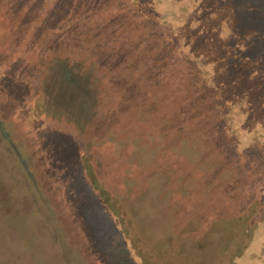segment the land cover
Instances as JSON below:
<instances>
[{"label":"rangeland","instance_id":"1","mask_svg":"<svg viewBox=\"0 0 264 264\" xmlns=\"http://www.w3.org/2000/svg\"><path fill=\"white\" fill-rule=\"evenodd\" d=\"M41 1L0 0V264H264V0H171L226 102L217 128L214 89L205 110L196 96L206 122L183 131L149 105L174 93L154 29L59 41Z\"/></svg>","mask_w":264,"mask_h":264},{"label":"trees","instance_id":"2","mask_svg":"<svg viewBox=\"0 0 264 264\" xmlns=\"http://www.w3.org/2000/svg\"><path fill=\"white\" fill-rule=\"evenodd\" d=\"M45 1L39 2L38 6L35 4L37 6L36 12L38 15H46V19L49 18L51 20L50 26L57 33V36H61L59 41L63 40L67 42L72 39L70 37L73 34L74 38L79 39L81 35H85L90 31H98L99 33L101 29L106 30L107 26L108 29L120 30L127 19L131 21L132 16L136 15V18L140 21L139 25L144 29L147 27L154 29L150 33L153 43L150 46L153 47L151 54L155 56V61L157 64H160V68L161 63L164 65L166 69V74L164 75L166 77L165 81H167L166 86L172 87L171 90L174 91L173 94L164 95L165 97L160 101H152V93L148 92V99H150V102L152 101L149 105L161 116L160 123L171 126V120H177L182 127H180L181 129L178 128L183 131V127L185 128L186 126L184 124H188L189 122H193L196 125L206 122V113L201 112L199 115L193 113L195 105L199 102L196 96L200 95V103L197 106L205 110L209 108V103L206 102L209 100L206 99L207 95H210L214 87L221 90L222 85L213 80L208 74L207 69L200 64L198 56L193 51L195 45L191 44L190 36L187 38L185 34V31L187 32L193 22L191 20L193 19L192 16L188 21H184L185 23L183 24L176 25V22L173 20L177 8L175 7L176 2L179 0H176V2L171 0H51L48 5H43L42 3ZM10 5L13 8L15 7L14 2ZM187 5L190 6L189 1L184 2L181 7H186ZM201 6V4H198L195 10L199 11ZM61 18L64 19L62 23L59 22ZM137 33L139 34V29H133V36L135 34L137 36ZM119 34H115V37H119ZM139 36L142 39L144 35L140 33ZM194 43L197 44V41H194ZM166 59L171 61L165 64ZM165 65H168L167 67L169 68L174 67V71L172 69L169 70ZM180 65H182L181 69L183 72L179 74H182V76L176 73L178 78H175L174 72H179L175 71V69ZM183 74L186 76L185 79ZM216 83L217 85H215ZM214 91L216 94L214 100L216 101L213 103V110H215V124H217L218 128L224 123L226 112L223 111V104H226V102L223 93L215 89ZM172 112H174V116ZM148 120L149 123L154 124L159 119L153 113H149ZM181 133L186 134L185 132ZM82 164L91 188L112 215L118 219L125 237L135 247L136 239L131 234V222L127 221L126 215L119 209L117 202L112 197L113 195L101 187L99 180L96 179V173L92 171V166L89 165V162L84 161V157ZM134 249H137V247ZM137 250L140 254L141 250Z\"/></svg>","mask_w":264,"mask_h":264}]
</instances>
